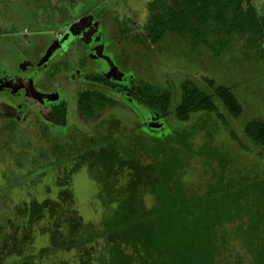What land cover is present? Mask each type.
Listing matches in <instances>:
<instances>
[{
    "label": "trees",
    "instance_id": "16d2710c",
    "mask_svg": "<svg viewBox=\"0 0 264 264\" xmlns=\"http://www.w3.org/2000/svg\"><path fill=\"white\" fill-rule=\"evenodd\" d=\"M76 1L70 0L69 4ZM154 2L151 18L143 26L147 39L141 32L132 34L129 29L124 37L114 34L120 42L119 60H123L122 55L142 53L146 43L151 51L162 37L167 42H190V59L198 62L207 61L211 55L216 59L220 50L214 54L211 48L227 47L228 40L234 39L231 46H245L253 54L245 73L264 60V0ZM23 30L25 33L26 27ZM115 30L119 33L118 28ZM49 32L54 39L62 34L60 28ZM24 42L19 41L15 47ZM133 63L131 68L138 71L139 64ZM88 65L91 70L87 68L86 76L66 89L69 93L65 97L47 102L55 117L51 122L56 130L60 129L57 133L51 134L50 128L40 122L48 119L38 110L27 111L21 118L23 123L29 116L37 122L35 143L39 138L49 142L55 136L51 152L26 142L19 145L9 137L16 135V127L0 123V168H7L3 190L11 199L4 214L6 231L24 232L18 252H11L9 243L0 244V259L5 258L6 264H37L57 249L72 248L77 264H89L90 258L102 264H264V175L254 174L246 163L251 167L256 164L237 153L246 148L245 143L264 151V121L243 122L239 128L241 139L226 129V136L229 134L234 142L229 147L231 152L216 146L228 150L227 157H207L214 144L208 140L206 144L194 143L196 122L215 114L223 126L227 127L229 120L236 125L244 116V107L233 86L204 79L201 89L194 78H185L179 81L178 89L172 90L138 77L132 79L138 89L128 97L123 92L130 91V86L125 88L115 78L102 76ZM43 82H39L40 87ZM80 83L82 87L77 89ZM38 95L36 92L29 96L38 99ZM119 99L126 100L129 107H119ZM112 109L123 113H112ZM22 112L17 113L20 116ZM135 115L138 120L131 121ZM5 117L11 119L9 114ZM146 118L153 123L163 119L170 127L173 125V130L162 136L163 127H149L150 122L145 130ZM194 118L187 129L183 123ZM174 120L178 126H174ZM79 123L86 128L79 127ZM63 129L65 135L59 134ZM196 152H202L203 159L198 157V163L205 174L194 170ZM50 166L56 170V190L47 187L38 197L27 192L20 202H12L8 193L14 189L19 192L22 185H32L42 175L39 171L35 174L37 168ZM81 170L104 183L100 214L106 219L102 225H109L104 227L105 240L93 237L90 242L87 234L95 228L94 233L96 223H87L72 210V174ZM119 219L123 222L116 226L114 221ZM139 222L143 224L141 233L131 235L129 226ZM87 226L91 227L89 232ZM61 234L63 237L58 239ZM38 236H46L39 246ZM7 237L14 235L11 232ZM68 262L63 257L52 260V264Z\"/></svg>",
    "mask_w": 264,
    "mask_h": 264
},
{
    "label": "rangeland",
    "instance_id": "374dc122",
    "mask_svg": "<svg viewBox=\"0 0 264 264\" xmlns=\"http://www.w3.org/2000/svg\"><path fill=\"white\" fill-rule=\"evenodd\" d=\"M69 3L70 0H53L52 3H49L48 0H0V111L7 112L9 117L15 116L11 106L24 112H34L38 108L44 118L50 120L44 121L42 119L40 122L50 128L48 130L51 134L57 133L60 129L56 130L53 122H51L55 119L51 109L43 106L48 101L56 100L59 96L65 97L69 93L66 89L70 88L72 83L76 81L78 83L85 76L86 70L89 68L88 64H91L93 71L96 70L102 76L111 77V79L115 78L118 83L126 85L125 88L130 86V91L124 90L123 92L128 97H131V93L138 89L137 83L132 80L138 79V77L146 78V80L161 87L169 86L172 90L178 89L179 81L185 78H194L201 89H204L201 85V80L204 79V82L213 79L215 84L233 86L235 94L244 107V116L236 122V125L233 120H229L227 127L223 126L224 124L222 125L220 120L214 118L215 114H207L206 118L204 116L205 119L196 122L194 143L196 145L201 142L206 144L209 141V143L214 144V148L207 157H215V155L227 157L228 150H220V147L216 146L222 145L231 152L229 147L234 142L230 140L229 134L226 136L227 130H232L233 134L241 139L242 134L239 128L243 122L249 119L264 121V100H262V93L264 94V60H259V65H254L245 73L244 69L247 68L251 61L249 58L252 59L253 54L245 46L238 49L236 46H231V43L235 42L234 39L228 40L227 47H220V45L212 47L214 54H217L219 50L220 52L216 55V59L211 55L204 62L190 59V42L177 39L167 42L166 37H162L160 42L155 44L157 45L155 48H158L159 52L154 53L152 50L155 48L150 51L149 44L146 43L147 46H144L142 53H134L135 56L131 55L130 57L121 54L123 60H119L120 42L114 38V34L118 37H124L127 35L126 30L129 29L132 34L141 32L147 39L148 35L142 33L143 26L151 18V8L155 6L154 0H77L74 4ZM24 27L27 29L25 33L23 32ZM58 28L62 34L54 39L49 31ZM116 28H118L119 33H116ZM43 30L45 31L43 32ZM26 39H28V43H25ZM45 39L48 43L44 45ZM22 40H25L24 45L15 47ZM133 62H136V65L139 64L138 71L131 68ZM235 65H237L236 68ZM89 70L91 69L89 68ZM147 73L150 74L149 78L145 77ZM28 74L34 80L33 86L30 85L25 90L24 87L19 86V91H16V87L20 83L17 78H20L21 75L29 76ZM54 76L55 79H52ZM128 78L130 80H127ZM41 80L44 81V85L41 84L40 87L39 82ZM30 82H32L31 79ZM78 85L77 89H80L82 84ZM253 90L255 92H252ZM260 90L262 92L257 94L256 92ZM23 92L26 94L37 92L39 93L38 99L27 95L26 100H22L20 96ZM117 104L121 108L129 107L126 100L119 99ZM112 110V113H123L122 110ZM139 114H141L140 111ZM132 119L129 118V121H137V115ZM145 120L147 123L146 126H143L145 130L149 129V122V127L154 126L156 128V125L163 127L162 136L173 130V125L170 127L168 122L163 119L155 123L148 118ZM193 122H195V118L183 123V125L189 129ZM0 123L4 124V121L0 120ZM174 123V126L179 125L176 120ZM234 125L235 127H233ZM79 127L86 128L85 125L82 126V123H79ZM59 134L65 135V130L63 129L62 133ZM242 143L244 144L245 141ZM252 146L245 143L244 147L246 148L237 150V153L239 152L240 157L246 161L256 164V166L251 167L248 162L246 163V166L254 174L264 175V151H259L256 145ZM206 150H210V147H207ZM194 155V170L205 174L206 172L202 170L203 166L201 167V164L198 163V157L203 159L202 152H196ZM55 172L53 166L40 168L39 174L42 173V175L38 180L32 185L20 186L19 192H15V189L12 190L11 196L23 198L27 192H32L38 197L47 187L56 190L57 187L53 180L56 177ZM71 184L74 188L72 210L82 216L87 223L93 221V224L96 223L97 225L94 233L92 231L95 228L87 234L88 239L97 237V239L105 240L106 231L104 227L108 228L109 225H102L106 219L103 213L100 214L103 199L101 198V192H103L101 188L104 183L96 175L91 177L86 170H81V172L76 171L72 174ZM122 220H116L114 223L117 226L123 222ZM142 226L143 224L140 222L137 225H130L131 235L141 233ZM90 229L91 227L87 226L88 232ZM62 237L63 234L58 239ZM36 239L39 246L46 241V236H38ZM93 241L94 239L90 240V242ZM62 257L68 259V264H77L76 255L72 248L68 250L57 249L42 262L36 263L52 264V260L56 262ZM88 260L89 264H102L98 259L90 258ZM110 264H119V262L113 263L111 261Z\"/></svg>",
    "mask_w": 264,
    "mask_h": 264
},
{
    "label": "flooded vegetation",
    "instance_id": "af4514ba",
    "mask_svg": "<svg viewBox=\"0 0 264 264\" xmlns=\"http://www.w3.org/2000/svg\"><path fill=\"white\" fill-rule=\"evenodd\" d=\"M29 72V71H28ZM29 75V74H28ZM86 76V74H85ZM30 79L32 80V82H30ZM17 80L20 81L19 85L16 87V91H19V86H22L24 87V90L32 85L33 86V79L32 77L29 75V76H22L19 78H17ZM31 83V84H30ZM32 94V93H31ZM29 96L30 94H26V93H22V99L26 100V96ZM4 105V104H3ZM43 106V105H42ZM14 110L12 111L13 112V115H15L13 118L11 119H8V118H4V115L8 114L7 112H4V111H0V120H3L4 121V124H13L15 127H16V135L14 134H11L9 137H11L12 139L14 138L16 143H19V145H21V143L23 142H26L30 145V147H43V148H47V151L51 152L50 150V143L53 142V141H56L57 139L55 138V136H52V138L49 140V142H46L44 139H41L39 138L37 141V143H35V138H36V132L38 131V127L36 126V123L31 116H29L27 118V120H25V123H23L22 121V116L28 114L27 112H22L21 115L19 116L17 112L19 111H22L20 110L19 108L17 107H14V106H11ZM45 108H49V110L51 109L48 104L45 103V105L43 106ZM4 110V109H3ZM38 110V108L36 109ZM52 111V110H51ZM3 114V115H2ZM18 118V119H16ZM44 118V116H43ZM18 121H20L18 123ZM41 121V120H40ZM23 123V124H22ZM22 127V129L20 128ZM30 130V131H29ZM22 133V134H19ZM25 132V133H24ZM18 152H20V150H18ZM15 153H17V151H15ZM41 169H44V168H41ZM1 172L2 173V176H0V244H7L9 243V247H10V250L11 252H16L18 249H20V246L19 244H21L22 242V238H23V233L24 232H21V230H12V231H6V229L8 228L7 224L5 223V213H6V207L7 205H10L11 203V199L7 198L5 191L3 190V187L5 186V174L7 172V168H0ZM40 171V168H37L35 174H37V172ZM8 195H10L11 197V194L8 193ZM12 202H20L21 199L20 198H17V197H13L12 196ZM70 205V203L68 204ZM10 225V224H9ZM13 233L14 237L13 238H8L7 237V234L9 233ZM15 243V245H14ZM18 252V251H17ZM14 254V253H13ZM19 254V253H18ZM20 258V257H18ZM0 264H6V261H5V258H2L0 259Z\"/></svg>",
    "mask_w": 264,
    "mask_h": 264
},
{
    "label": "crops",
    "instance_id": "0c3cea01",
    "mask_svg": "<svg viewBox=\"0 0 264 264\" xmlns=\"http://www.w3.org/2000/svg\"><path fill=\"white\" fill-rule=\"evenodd\" d=\"M28 39H26V41H27ZM25 41V40H24Z\"/></svg>",
    "mask_w": 264,
    "mask_h": 264
}]
</instances>
